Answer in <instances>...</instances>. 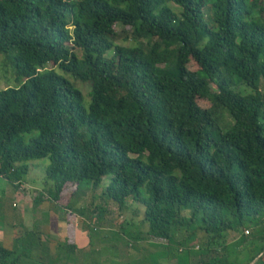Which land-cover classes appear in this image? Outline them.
<instances>
[{
    "label": "trees",
    "instance_id": "16d2710c",
    "mask_svg": "<svg viewBox=\"0 0 264 264\" xmlns=\"http://www.w3.org/2000/svg\"><path fill=\"white\" fill-rule=\"evenodd\" d=\"M0 53L21 79L0 89V177L48 158L66 210L108 178L103 196L142 205L147 235L203 234L181 264H236L226 236L245 228V264H264L261 0H0ZM16 252L0 244V264H21Z\"/></svg>",
    "mask_w": 264,
    "mask_h": 264
},
{
    "label": "rangeland",
    "instance_id": "374dc122",
    "mask_svg": "<svg viewBox=\"0 0 264 264\" xmlns=\"http://www.w3.org/2000/svg\"><path fill=\"white\" fill-rule=\"evenodd\" d=\"M261 3L264 7V0H261ZM170 7L175 12H180V8L175 4L170 3ZM206 16L209 17L210 14L206 13ZM122 28L121 24L115 26L117 32H120ZM116 44L128 46L131 42L120 38L117 39ZM111 54L112 51L107 53L108 56ZM15 70L12 56L0 53V89L19 84L21 79L18 78ZM193 70H196L194 65ZM71 81L82 91L87 104L88 84L74 79ZM212 89H214L213 85ZM199 103L206 108L209 107V103L205 100L199 99ZM225 119L230 121L229 115L226 114ZM48 164V158L28 161V171L23 176V181L35 188L38 196L49 199H45L41 211L33 213L32 223L34 225L33 227L31 225L33 230H29L26 226L29 221L23 225L17 224L14 230L10 227L6 230L8 235L17 234L22 239L18 240L19 243L25 242V245L16 244L13 238L14 242L9 243V249L22 254L21 264H179L180 259L194 262L202 256L203 234L200 232H197L196 237L192 235L188 238L189 230L184 227H175L172 230L170 242L147 235V224L143 222L144 208L142 205L128 198L125 205L120 208L116 202L103 196L108 178H104L96 189L91 183L80 186L69 203V210L61 206L68 202L67 197L59 201L58 205L55 204L51 197L52 191L54 192V182L46 177ZM5 186L12 188L9 180L0 178V191H3ZM71 211L78 217L76 222L85 231L84 236L88 238L85 239L86 244L83 246L77 244L74 249L67 246L69 244L67 239L59 240L50 234V232H56V221L62 217L64 221H67L71 217L69 214ZM6 219L9 218L0 214L1 224L7 221ZM69 221L75 224L74 219ZM49 223L50 228L47 225ZM256 233L257 229L245 228L227 234L228 255L236 264H245L249 256L248 249L241 242V236H251ZM32 240L41 244V249L31 250Z\"/></svg>",
    "mask_w": 264,
    "mask_h": 264
},
{
    "label": "crops",
    "instance_id": "0c3cea01",
    "mask_svg": "<svg viewBox=\"0 0 264 264\" xmlns=\"http://www.w3.org/2000/svg\"><path fill=\"white\" fill-rule=\"evenodd\" d=\"M11 185L12 188L9 186H5L3 191H0V214L4 215L5 218H9L6 219L7 221L4 220L5 222H3L4 224L2 223L3 225L0 223V244L4 243L3 246H7V248H10L9 243H11L12 241L14 242L13 238L15 239V242H17L16 244L25 245V242L23 241H21V243L18 242V240L21 238L18 237L17 234L14 233L13 235H8V232L6 231L7 227H10V229L14 230L17 224L23 225L29 221L26 226H28L27 228H29L30 230L31 225L32 227L34 225V223H32L33 213L36 211H41L43 209L45 199L49 200L47 198H41L40 195L38 196L37 192H35L36 189L29 186L24 181L15 184L11 183ZM34 199L36 201H34ZM39 202H41L42 204H40ZM48 207L49 210H51V207ZM77 218V216L73 218L75 224H72V230L70 232L68 229L67 221H64L63 217L60 220L58 219L55 226L56 232H50L51 236L54 235V237L62 240L67 239V237L72 234L73 245L76 246L77 244H79L80 246H83L84 244H86L87 242L85 239L88 238L84 236L85 231H83L76 222ZM47 225L48 228H50V223ZM10 236H12L11 239ZM41 247V244L36 243L35 241L33 242L32 240L30 244L31 250H38V248L41 249ZM46 249L48 250L49 248Z\"/></svg>",
    "mask_w": 264,
    "mask_h": 264
},
{
    "label": "water",
    "instance_id": "95a60500",
    "mask_svg": "<svg viewBox=\"0 0 264 264\" xmlns=\"http://www.w3.org/2000/svg\"><path fill=\"white\" fill-rule=\"evenodd\" d=\"M259 257V256H258ZM258 257L257 258H255L254 260H253V262H251L250 264H252V263H254L257 259H258Z\"/></svg>",
    "mask_w": 264,
    "mask_h": 264
}]
</instances>
